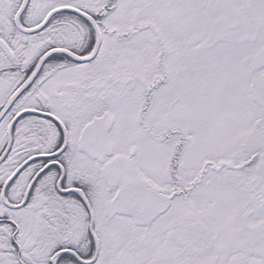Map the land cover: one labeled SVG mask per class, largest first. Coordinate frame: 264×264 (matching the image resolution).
<instances>
[{
	"label": "snow or ice",
	"instance_id": "obj_1",
	"mask_svg": "<svg viewBox=\"0 0 264 264\" xmlns=\"http://www.w3.org/2000/svg\"><path fill=\"white\" fill-rule=\"evenodd\" d=\"M0 264H264V0H0Z\"/></svg>",
	"mask_w": 264,
	"mask_h": 264
}]
</instances>
